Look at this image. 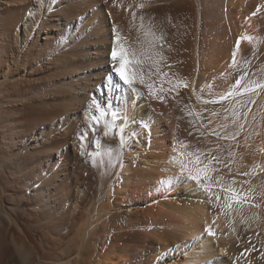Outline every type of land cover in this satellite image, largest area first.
I'll return each mask as SVG.
<instances>
[{"label": "bare ground", "instance_id": "1", "mask_svg": "<svg viewBox=\"0 0 264 264\" xmlns=\"http://www.w3.org/2000/svg\"><path fill=\"white\" fill-rule=\"evenodd\" d=\"M121 45L135 53L143 75L132 88L111 66ZM249 70L264 73V0H0V264H65L63 248L75 238L63 242V218L82 202L84 153L104 194L95 192L100 205L83 225L80 254L67 263L248 262L241 255L246 235L236 224L262 231L261 205L231 211L230 228L214 200L185 197L190 179L179 181L197 168L220 169L227 145L232 172L225 170L264 183V88L237 96L236 81ZM249 78L242 88L264 82ZM101 91L106 106L98 103ZM97 106L108 113L100 124L119 114L107 135L115 141L105 138L87 151L81 126L99 115ZM121 128L131 135L123 148Z\"/></svg>", "mask_w": 264, "mask_h": 264}, {"label": "rangeland", "instance_id": "2", "mask_svg": "<svg viewBox=\"0 0 264 264\" xmlns=\"http://www.w3.org/2000/svg\"><path fill=\"white\" fill-rule=\"evenodd\" d=\"M144 21V18H139V19H137V21H136V23H138V24H140V22H143ZM238 27H241L240 25L238 26ZM156 40V39H155ZM163 41H164V37H162L161 35H159V37L157 38V40H156V42H157V44H160V45H162V43H163ZM15 47V48H14ZM12 48H14L16 51H17V49H18V46H16V45H12ZM257 48V47H256ZM254 56H253V53H251V55H248L247 56V62L249 63V64H252V62H253V60H254V58H253ZM112 60V59H111ZM113 63L111 64V66L113 67ZM40 66V62H37L36 63V67H39ZM114 70V69H113ZM261 71H257L256 73H257V75H255L256 73H254V71L253 70H249V71H247V74L246 73H244L245 75H244V78L241 80V81H244V79L245 78H249L250 76H253L254 75V77H252V78H255V79H257V78H260V79H264V73L263 74H261L260 73ZM250 74V75H249ZM257 77V78H256ZM250 79V80H253V79ZM104 80V79H103ZM261 81V83H258V84H256V85H264V82L262 81V80H260ZM243 83V82H242ZM242 83L240 84L241 86H239L238 88H239V91H240V89L242 88ZM248 85V84H247ZM244 87V86H243ZM250 88H253L255 91H258V90H260L262 87H256V86H252V87H250ZM264 88V87H263ZM242 90H244V91H242ZM242 90L239 92V91H237V96H245V95H247V94H249V93H251L250 91H245V88H242ZM254 90H252V91H254ZM105 91H101L100 93H102V96H101V98L99 97V99H100V101L98 100V103H99V105L101 104V106H106V102H105V93H104ZM94 96H96V94L94 93ZM99 96V95H98ZM248 110H250L249 112H248V116L251 114L250 112H251V109H248ZM262 112H263V110H260L258 113H260V114H262ZM243 113V112H242ZM260 114H257L256 116H254V118L252 117V119H251V121L253 122L254 121V119L255 118H257L258 117V115H260ZM92 115H96V113L95 114H92ZM244 115V114H243ZM247 115V114H246ZM126 116H128V111L126 112ZM243 117V116H242ZM91 119V118H90ZM89 119V120H90ZM101 122H103V119H101L100 121H99V124H95L92 120H90V122H88V124H85V125H82L81 127H84V131H81V133H83V132H85V135H86V133H87V140H88V143H87V151L89 150H94L95 149V147H98L96 144H98L99 145V143L100 142H104V141H106V139L107 140H109V139H111V141H115V139H113L114 137L112 136V135H110L109 137L107 136V135H105V132H103L104 130L106 131V128H105V125H103V124H100ZM233 122V121H232ZM90 123H92V124H90ZM234 123V122H233ZM89 128H91V129H89ZM98 126V127H97ZM85 127H86V129H85ZM105 128V129H104ZM96 129V130H95ZM92 130V131H91ZM95 132H94V131ZM247 130V129H246ZM86 131H88V132H86ZM245 131V130H244ZM243 131V132H244ZM93 135V136H92ZM81 137H82V134L80 135ZM105 136H107V137H105ZM92 137V138H91ZM209 137H211L210 135H209ZM106 138V139H105ZM91 139V140H90ZM113 139V140H112ZM98 141H100L99 143H98ZM110 141V140H109ZM179 141H180V143H181V145H185V141H183V139H179ZM226 145V144H225ZM187 146V145H186ZM227 146V145H226ZM225 146V148H224V146L222 147V149H221V152H222V163H221V167H220V169H215V170H208L207 171V175L206 176H204V174L203 173H201L200 175H202L201 176V181H199V184H198V182L196 181V180H193V181H196V182H193V184H192V182H190L191 181V179L189 178V172L188 173H186V174H184L183 176H186L187 174V177L185 178V177H181V180L179 181V183H180V185L182 186V185H184V184H187V179L189 180L188 181V185L190 186V185H192L191 187L192 188H190V189H188V190H183V194L185 195V197H190V198H194V199H196V198H198L197 196L199 195V198L201 197V198H204V197H206L207 199H208V202H210V203H212L213 202V200H214V202L213 203H215V204H217L216 206H218V207H216L217 209H218V212H220V214L222 215L224 212V214H223V216L225 215V216H228V217H225V218H227L226 219V221H225V223L227 224L226 226L228 227V225H229V227L231 228H234V222H233V215H231V213L233 212V210L235 211V210H239L238 212L237 211H235V212H237V213H243V212H245L244 210H245V208L247 209V208H254V209H257V208H255L257 205H261V207H259V206H257V207H259V209L261 210V212H263L264 211V183H260V178L258 177V175H255V178L253 177V176H251V178H250V175H249V179H247L248 177L247 176H244V177H246V179H244V178H242L240 175H238L239 176V179H238V176L236 177V178H234V176H232V175H230V172L229 171H231L232 172V165H231V162H232V159H231V156H230V154H228V153H226V152H228V151H230L231 149H230V147L229 146H227L226 147ZM229 147V148H228ZM229 150H228V149ZM223 149H224V153H223ZM228 150V151H227ZM84 155L85 156H83V159L82 160H80V161H82L84 164H86V166H87V168L89 167V169H87L88 171H91V172H88L87 170H85V172H84V170L82 169V171L83 172H81V166H79V169L78 170H80L79 172H80V174H81V177L82 176H84L83 177V181L82 180H80L81 182H82V184H80V191H82V194H79V195H81V197L79 196V198H81L82 200V202L80 203V205L79 206H77V208H78V211H77V213L76 214H74L73 216H71L70 214H69V210L67 211V213L65 212V214H67L65 217L66 218H63V220H64V222H66L67 223V225L69 226H67L68 228H67V230H65L64 232H62V235L64 236V233H66L65 234V236L64 237H62L63 238V242H67L70 238L71 239H74L75 238V243H74V245L76 246V248H75V246H73V247H69V248H63V251H64V254L62 255V257H61V259H60V261H65V264H69L70 262L72 263L75 259H76V257H78V255L80 254V252H81V250H82V247H83V244H84V241H85V238L87 237V231H85V229H84V227H83V225L87 222V218H88V216H90L91 214V212H92V214L96 211V210H98V205H100L99 203L101 202V196H103L102 194H104V192H101V190H100V184H99V179H98V175H96L97 174V172L94 170V168L92 169L91 168V159L88 157V159H86L85 157H87V155H86V153H84ZM226 155V156H225ZM228 156H229V158H228ZM230 159H231V161H230ZM86 160V161H85ZM88 160H90V161H88ZM225 162V163H224ZM229 162V163H228ZM89 163V164H88ZM224 164H225V166H224ZM89 165V166H88ZM224 166V167H223ZM230 167V169H229V167ZM229 169V171H226L227 169ZM226 169V170H225ZM226 172H225V171ZM94 173H93V172ZM195 170H193V171H191V173L193 174V175H197L196 174V172H194ZM210 171V172H209ZM86 172H87V174H86ZM96 172V173H95ZM222 172V173H221ZM225 172V173H224ZM228 172H229V174H228ZM91 174V175H90ZM225 175V176H224ZM229 176V177H228ZM217 177V178H216ZM241 177V178H240ZM86 178V181L84 180ZM95 178V179H94ZM208 178V179H207ZM226 178V179H225ZM228 178V179H227ZM231 178H233V179H231ZM254 180H257L255 183H254V181H253V179ZM82 179V178H81ZM98 179V180H97ZM210 179V180H209ZM220 179V180H219ZM240 179H243V180H245V183L243 182V180H242V182H241V180ZM252 179V180H251ZM89 180H91L90 182H88ZM96 180V181H95ZM186 180V181H185ZM217 180V181H216ZM228 180V181H227ZM237 180H240V182L239 181H237ZM250 180V181H249ZM1 181H2V179H1ZM223 181V182H222ZM230 181V182H229ZM252 181H253V183H252ZM97 182V183H96ZM204 182V183H203ZM215 182V183H214ZM236 182H238V183H235ZM247 182V183H246ZM85 183H87V184H90L89 185V187H91V188H89L88 187V189H90V191L87 189V188H85V187H87L88 185L87 184H85ZM94 183V184H93ZM225 185H224V184ZM231 183H233V184H231ZM240 183V184H239ZM242 183H244V184H242ZM251 183H252V186H253V188H252V186H251ZM205 184V185H204ZM254 184V185H253ZM260 184V185H259ZM263 184V185H262ZM86 185V186H85ZM209 185V186H208ZM238 185V186H237ZM95 188H94V187ZM196 186H197V188H196ZM222 186L223 187H231L232 189H234L235 190V192L238 194V196L240 197V203H235L234 201H232L230 198H231V195H232V193L231 192H226V191H224V189L225 188H222ZM247 186V187H246ZM249 186L251 187V188H249ZM261 186H263L262 187V189L260 188ZM99 187V188H98ZM233 187H236V188H233ZM255 187V188H254ZM87 189V190H85V189ZM239 188H241V189H239ZM243 188H244V190H243ZM249 188V189H248ZM213 189V190H212ZM247 191H251L252 193H250V192H247ZM252 189H253V191H252ZM263 191H261V190ZM83 190H85V192L83 191ZM98 190H99V192H98ZM214 190H215V192H214ZM219 190V191H218ZM255 190V191H254ZM23 191V190H22ZM22 191L20 192V193H22ZM89 191V192H88ZM260 191H261V193H260ZM95 192H97V193H99V194H101V196L100 195H98L97 193H95ZM215 194H214V193ZM219 194H218V193ZM239 192V193H238ZM240 192H241V194H240ZM242 192L243 193H245L244 194V199H243V194H242ZM247 192V193H246ZM26 195H29L28 193H29V190H25V192H24ZM84 193V194H83ZM202 193H203V195H202ZM207 195H206V194ZM210 193H211V195H210ZM93 194V195H92ZM95 194V195H94ZM97 194V195H96ZM182 194V193H181ZM213 194H214V196H213ZM217 194V195H216ZM248 194V195H247ZM252 194V195H251ZM255 194V195H254ZM259 194L261 195V196H259ZM206 195V196H205ZM220 195H222V196H220ZM97 196V198L95 199L94 197H96ZM211 196V197H210ZM217 196H219V199H215ZM249 196V197H248ZM252 196V197H251ZM213 197V198H212ZM224 197V198H223ZM256 197V198H255ZM257 197H259V198H257ZM98 198H100L99 200H98ZM251 200H250V199ZM247 199V200H246ZM256 199V200H255ZM91 200V201H90ZM100 201V202H98V201ZM211 200V201H210ZM217 201V203H216V201ZM250 200V201H249ZM257 200H259V201H257ZM85 201V202H84ZM95 201V202H94ZM220 201V202H219ZM253 201V202H252ZM247 202V203H246ZM256 202V203H255ZM96 203H97V205H96ZM244 203V204H243ZM257 203H259V204H257ZM261 203V204H260ZM92 204H93V206H92ZM219 204V205H218ZM225 204V205H224ZM228 204H230L231 206L230 207H228L227 205ZM242 204V205H241ZM255 204H256V206H255ZM22 206H29V205H26V204H21ZM86 205H88V206H86ZM221 205V206H220ZM222 205H223V207H222ZM240 205V206H239ZM248 205V206H247ZM24 206V208H26ZM68 206V205H67ZM71 206L72 207H74V205H72L71 204ZM247 206V207H246ZM83 207V208H82ZM95 207H96V210H95ZM226 207V208H225ZM240 207H242V208H240ZM220 208V209H219ZM237 208V209H236ZM240 208V209H239ZM93 209V210H92ZM217 209H216V211H217ZM223 209V210H222ZM225 209V210H224ZM229 211H228V210ZM85 210V211H84ZM220 210V211H219ZM242 210H243V212H242ZM79 211H81V212H79ZM94 211V212H93ZM224 211V212H223ZM229 213V215H228V213ZM232 211V212H231ZM83 212V213H82ZM84 212L86 213V214H84ZM231 212V213H230ZM78 213H80V214H78ZM70 216H69V215ZM85 215V216H84ZM263 215H264V213H263ZM60 216V217H59ZM77 216V217H76ZM222 216V217H223ZM230 216H231V220L229 219L230 218ZM62 217H64L63 215H56L55 216V220H59V219H61ZM73 217H75V218H73ZM82 217V218H81ZM73 218V219H72ZM225 218H224V220H225ZM72 220V221H71ZM75 220V221H74ZM84 220V221H83ZM86 220V221H85ZM73 221H74V223H73ZM232 221V222H231ZM71 222V223H70ZM77 222V223H76ZM80 222H82L81 224H79ZM69 223V224H68ZM72 225V226H71ZM79 225V226H78ZM232 225V226H231ZM242 225V223H238V224H236V226H237V232L241 229V228H243L244 229V231H243V233L246 235V251H245V249L244 250H242L241 251V255L243 254L244 255V257H246V258H248L249 257V261L247 262V261H245V260H240L239 258H238V260H240L239 261V264L241 263V261H242V264H250V262H251V264H260V263H263L264 264V236H263V233H264V229H262V231H260L261 229H255V228H253V227H250V228H247V226L244 224V226L242 227L241 226ZM76 226V227H75ZM240 226V227H239ZM72 227V228H71ZM239 227V228H238ZM246 227V228H245ZM83 228V229H82ZM70 229V230H69ZM236 229V228H235ZM235 229H233V230H235ZM81 230V231H80ZM86 232H84V231ZM70 231V232H69ZM246 231H249L247 234H246ZM68 232V233H67ZM83 232V233H82ZM261 232H263V233H261ZM72 233V234H71ZM203 235V234H202ZM248 235V236H247ZM68 236V237H67ZM79 236H81V237H79ZM205 237L204 238H206V234L204 235ZM79 239H81V241L79 240ZM84 239V240H83ZM80 241V242H79ZM78 244H77V243ZM247 244H249V245H247ZM79 245V246H78ZM81 246V247H80ZM72 248H75V249H72ZM79 248H80V250H79ZM248 248V249H247ZM79 250V251H78ZM56 252V251H55ZM74 252V253H73ZM67 253V254H66ZM75 254H76V256H75ZM238 255H239V253H238ZM237 255V256H238ZM240 256V255H239ZM238 256V257H239ZM71 258V259H70ZM73 258V259H72ZM65 259V260H64ZM54 260V259H53ZM67 260V261H66ZM257 262H256V261ZM48 261V260H47ZM245 261V262H244ZM67 262H69V263H67ZM91 262V258H89V260L87 261V263L86 264H91L90 263ZM256 262V263H255ZM229 264H233V263H229Z\"/></svg>", "mask_w": 264, "mask_h": 264}, {"label": "snow or ice", "instance_id": "3", "mask_svg": "<svg viewBox=\"0 0 264 264\" xmlns=\"http://www.w3.org/2000/svg\"><path fill=\"white\" fill-rule=\"evenodd\" d=\"M245 39H251L250 37H247ZM239 45H240V41H237V49H239ZM111 57L112 60L117 62V64H114V70L117 73L119 80L121 82H123L124 85H127L129 88H132V86L137 82V79H139L140 83H143V75L138 74L136 69H135V65L139 64V61L135 59V53L134 52H130L127 48H125L123 45H121L119 47V50H117L116 48H113L112 52H111ZM236 63L235 60V53L233 54V64ZM241 84V80H237L236 81V85L239 86ZM112 86V82H111V78H109L108 80V84L106 85V87H111ZM186 86V85H185ZM256 87H264V85H255ZM149 88H151L152 86L149 85ZM253 88L250 87H246L245 91H252ZM233 93L231 91H229L228 95H232ZM95 111L99 112V115H92L91 116V120L95 123L98 124L99 121L101 119H103L108 113H106L105 111L101 110L98 106L95 107ZM112 123H107L105 125L107 131L105 132V135H108L110 132H113L116 125H115V121L118 118L117 113H112ZM116 135L119 136L120 139V147L123 148L126 145V141H125V136L128 135L129 138H131V135L128 134L126 132L125 129L121 128L120 131L118 133H116ZM182 147H186L185 145H182ZM197 163H199V159L197 158ZM197 175H192L191 173H189V178L196 180L197 182L200 181L201 179V175L200 173H203L204 176L207 175V170L206 169H201V168H197ZM161 183H165V181H161ZM224 191L226 192H231V200L234 201L235 203H240V197L238 196V194L235 192L234 189H232L231 187L225 188ZM216 199H219V196L216 197ZM228 207H230L231 205L228 204ZM209 234L212 235L213 233L211 232V230L209 229Z\"/></svg>", "mask_w": 264, "mask_h": 264}]
</instances>
